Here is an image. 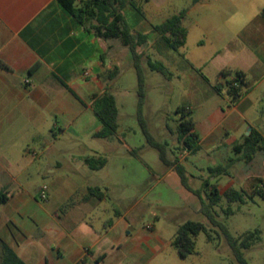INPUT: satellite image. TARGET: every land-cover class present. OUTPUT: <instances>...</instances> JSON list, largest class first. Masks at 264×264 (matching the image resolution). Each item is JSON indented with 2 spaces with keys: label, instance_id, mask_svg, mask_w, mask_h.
<instances>
[{
  "label": "crops",
  "instance_id": "1",
  "mask_svg": "<svg viewBox=\"0 0 264 264\" xmlns=\"http://www.w3.org/2000/svg\"><path fill=\"white\" fill-rule=\"evenodd\" d=\"M150 2L140 1L143 13ZM194 7L205 12L215 49L209 62L194 64L213 63L225 91L220 90L223 105L203 121L194 119L199 145L215 151L228 140L241 144L258 132L262 148L235 175L242 178V190L251 184L254 191H264V0H199ZM123 13L138 30L144 18L130 4ZM115 41L86 32L56 0H0V60L9 67L0 68V192L8 195L0 204V263L1 241L27 264H152L174 247L173 239L154 227L128 232L127 213H116L101 226L99 196L110 180L99 176L104 168L86 165L85 158L100 153L85 141L112 138L94 136L102 123L93 101L110 92L117 78L109 80L119 64ZM222 71L244 75L245 93L235 102ZM65 138L80 150H63L71 163L54 164L50 151ZM26 166L44 176L37 192L40 196L47 186L46 200H36L21 184ZM165 169L163 177L177 174L173 167Z\"/></svg>",
  "mask_w": 264,
  "mask_h": 264
},
{
  "label": "rangeland",
  "instance_id": "2",
  "mask_svg": "<svg viewBox=\"0 0 264 264\" xmlns=\"http://www.w3.org/2000/svg\"><path fill=\"white\" fill-rule=\"evenodd\" d=\"M144 11L142 24L135 31L146 33L148 44L139 47L138 51L153 61L162 62L168 70L166 77L149 70L146 60L143 61L146 92L142 119L146 129L155 142L165 147L167 159H178L185 167L192 188L201 187L202 181L207 179L215 182L210 168L228 166V174L218 180L220 192L228 188L242 190L243 185L239 180L242 178L236 176L235 171L247 163L245 149L237 152L234 148L237 143L230 144L228 140L219 150L206 151L205 147L200 146L196 153H190L185 158L187 151L178 141L179 123L182 120L179 108H188L190 116L203 121L208 111L224 104L220 90L225 91L217 83L213 63L205 68L201 64H194L197 61L209 62L215 50L205 26V12L196 9L193 0H151L145 4ZM182 12L187 40L183 47L172 50L159 40L152 28ZM128 22L133 23L131 16ZM115 42L114 52L119 58L120 73L110 92L116 98L118 130L109 140L85 141L97 147L99 156L107 161L99 173L102 179L110 180L100 191L103 196L101 226L107 224L109 218H114L116 213H127L131 222L128 232L136 233L154 227L153 230L166 240H172L178 226L186 221H200L208 225L212 239L208 238L206 232H201L195 238L194 253L188 258L182 259L174 247H169L163 257L156 258L152 264H239L224 229L235 239L259 229L261 239L251 249L242 251L249 264H264V196L255 192L245 202L231 204L223 199L215 208L220 224L214 226L202 212V201L183 187L177 174L163 177L166 166L158 150L150 145L138 116V76L132 62V52L119 40ZM234 75L231 73L228 80H232ZM73 146L76 144L68 138L57 141L48 160L54 164L55 161L64 165L71 163L72 160L66 158L63 150H80L79 144ZM44 179L34 166H26L20 175L21 184L33 196H37L38 201L41 200L37 189ZM244 189L248 194L254 192L251 184H244ZM202 196L205 199V191ZM229 206L232 213L226 215L225 209Z\"/></svg>",
  "mask_w": 264,
  "mask_h": 264
},
{
  "label": "trees",
  "instance_id": "3",
  "mask_svg": "<svg viewBox=\"0 0 264 264\" xmlns=\"http://www.w3.org/2000/svg\"><path fill=\"white\" fill-rule=\"evenodd\" d=\"M59 5L83 27V29L94 34L96 37L101 38L104 41L117 39L123 46L129 47L132 52L133 65L135 67L138 76V116L141 124L144 128L149 143L152 147L158 150L160 159L166 167H173L181 183L185 189L197 196L202 201V212L208 219L209 223L214 226L220 224L218 220V213L216 207L223 200L226 199L228 204L231 203H243L247 198H251L252 195L260 193L264 196L263 190H255L252 194H248L244 190H236L234 188H228L223 193L220 192L217 183L210 182L209 179L204 180L202 186L199 189H194L189 184V178L185 167L180 164L178 159L169 160L166 157L165 147L155 142L152 139L151 134L145 127L144 120L142 119V110L145 102V68L143 61L146 60L147 68L151 71H157L164 76H168V70L165 65L160 61H153L150 57L138 51L139 47L148 44V35L139 31H135L129 25L123 9L127 4H130L139 14L143 17V10L140 5L141 0H56ZM147 1V0H144ZM194 3L199 0H193ZM264 16V8L262 10ZM184 13L179 15H173L164 21L160 25L153 26L152 31L158 35L159 40L163 41L166 46L172 50H178L183 47L187 40V31L182 24ZM1 69H9V67L0 60ZM118 68L111 71L109 80H113L119 75ZM231 71H222L221 75L227 78L231 75ZM232 80L227 81L228 94L231 95L232 100L237 101L244 93L243 87L245 85V78L241 72H234ZM238 83L237 86L234 84ZM93 109L102 123V128L94 136L100 139H108L118 130V108L116 104L115 96L106 90L104 94L96 96L93 101ZM178 111L182 113V120L179 123L178 141L189 153H196L201 147L199 145L198 136L195 133V120L189 115L190 110L188 108H179ZM263 138L261 135L252 131L250 136L244 143L236 144L235 150L241 152L246 150L247 161H251L254 154L262 148L261 141ZM86 165L92 170H99L105 167L107 161L103 156H90L85 158ZM228 166H217L210 168L215 178L222 174L227 173ZM98 191V190H92ZM205 191V199L202 196V192ZM103 198L100 193L99 196ZM8 200L6 192H0V204L5 203ZM232 213L230 206L225 209V214ZM208 225L200 221H186L178 226L177 233L172 240V245L177 250L181 258H188L194 253L195 238L201 233L206 232L208 238L211 240V235L208 233ZM225 230L228 242L233 248L239 264H249L244 258L242 250L251 249L256 242L261 239V232L259 229L249 231L242 237L235 239L229 232ZM0 264H27L18 254L4 241H1V263ZM81 264V263H80Z\"/></svg>",
  "mask_w": 264,
  "mask_h": 264
},
{
  "label": "built area",
  "instance_id": "4",
  "mask_svg": "<svg viewBox=\"0 0 264 264\" xmlns=\"http://www.w3.org/2000/svg\"><path fill=\"white\" fill-rule=\"evenodd\" d=\"M234 85L237 86L238 83H235ZM40 198L42 200H46L48 198V188H47V186H42L41 187V189H40Z\"/></svg>",
  "mask_w": 264,
  "mask_h": 264
}]
</instances>
